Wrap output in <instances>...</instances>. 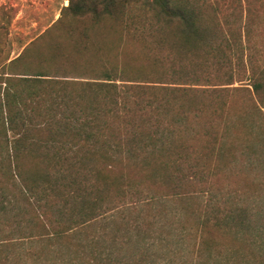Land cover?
Listing matches in <instances>:
<instances>
[{"label":"trees","instance_id":"obj_1","mask_svg":"<svg viewBox=\"0 0 264 264\" xmlns=\"http://www.w3.org/2000/svg\"><path fill=\"white\" fill-rule=\"evenodd\" d=\"M68 1L78 61L21 54L0 82V264H264V54L240 0ZM107 24L143 67L91 47Z\"/></svg>","mask_w":264,"mask_h":264},{"label":"rangeland","instance_id":"obj_2","mask_svg":"<svg viewBox=\"0 0 264 264\" xmlns=\"http://www.w3.org/2000/svg\"><path fill=\"white\" fill-rule=\"evenodd\" d=\"M68 4V0H0V82L4 81L6 73L19 71L10 68L9 63L21 54L25 55L21 65L31 71L49 64L60 65L62 54L77 58L80 32L89 27V23L73 18L64 24L58 23L63 7ZM240 5L242 25L246 24V30L253 35L245 46L264 54V0H240ZM246 8L252 13L250 21ZM70 28L71 33L72 28L74 30L71 35ZM89 34L91 47H103L111 50L112 54L121 52V57L134 67H143L147 63L139 46L128 41L125 35L121 41L120 31L113 26L107 24L89 29Z\"/></svg>","mask_w":264,"mask_h":264}]
</instances>
